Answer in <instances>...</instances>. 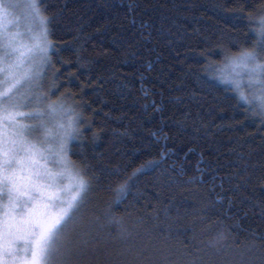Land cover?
<instances>
[{"label": "trees", "instance_id": "1", "mask_svg": "<svg viewBox=\"0 0 264 264\" xmlns=\"http://www.w3.org/2000/svg\"><path fill=\"white\" fill-rule=\"evenodd\" d=\"M39 7L36 94L73 119L89 184L62 264H264V120L220 79L258 48L264 0Z\"/></svg>", "mask_w": 264, "mask_h": 264}, {"label": "snow or ice", "instance_id": "2", "mask_svg": "<svg viewBox=\"0 0 264 264\" xmlns=\"http://www.w3.org/2000/svg\"><path fill=\"white\" fill-rule=\"evenodd\" d=\"M39 2L30 5L36 17L41 16ZM0 9L7 13L2 2ZM39 23L47 40L51 17H43ZM258 34L261 37L258 48L240 52L230 63L246 72L250 86H256L259 93L250 99L240 92L237 102L257 107L256 114L264 120V17L259 20ZM18 37L19 34L9 35L8 25L0 30V202L6 201L0 218V264H62V240L76 223L89 189L83 177L87 165L77 168L67 159L68 140L75 139L71 117L67 125H59L62 131L57 133L58 149L53 152L50 147H43L49 132L47 117L58 108L54 102L46 108L40 107L45 97L34 94L40 64L33 61L37 52L41 54L40 63L46 61L50 45L28 46ZM236 87L239 88L238 83ZM28 107L34 110H21ZM59 110H63L62 105ZM38 130L46 134L34 136ZM45 152L49 155L45 156ZM52 156L59 157L56 161L62 165L59 172L53 173L40 163ZM65 178L69 183L61 186Z\"/></svg>", "mask_w": 264, "mask_h": 264}, {"label": "rangeland", "instance_id": "3", "mask_svg": "<svg viewBox=\"0 0 264 264\" xmlns=\"http://www.w3.org/2000/svg\"><path fill=\"white\" fill-rule=\"evenodd\" d=\"M0 2L4 3L7 7V13H5L4 9H0V30H2L4 25L9 26V35L17 36L19 34V39L22 40L23 43L28 46L39 45L40 47L49 45L48 41L44 39L42 35L41 25L39 23L40 19H42V15L40 17H36L32 9L30 7L31 4L36 2V0H0ZM11 5V6H10ZM49 50V48H48ZM40 53L37 52L36 60L33 61V64H40V72L37 82L41 76V69L44 67L45 62L40 63L39 57ZM47 60V59H46ZM27 68L22 71H26ZM220 79L222 81L227 80L225 82L231 85L237 92H243L250 99L253 95H258V90L256 86H250V80L246 72L242 68L234 67L230 61L223 67L220 74ZM36 82V83H37ZM239 84V88L237 89L236 84ZM23 91V90H22ZM238 93V94H239ZM35 95L36 94V85H35ZM253 104H256V101H253ZM22 111H33V107L23 108ZM68 112L64 108L63 110L58 111L47 117L49 123L47 124V128L49 132L47 133L48 139L47 142L43 145L44 148H51L53 152H55L59 147V138L57 133L62 131L59 129L60 124L67 125L68 122ZM23 123L34 124L38 123V121H22ZM46 133L43 130H38L33 135L36 137H43ZM70 140V139H69ZM68 140V143H69ZM68 147V145H67ZM49 153L45 152V156H48ZM59 160V157L52 156L50 160L45 162L41 160V164L45 165L50 171L53 173L59 172L61 170L62 165L56 163ZM69 183L68 179H64L61 182V186ZM5 203L0 202V218L3 217V213L5 211ZM10 212L11 210L8 209Z\"/></svg>", "mask_w": 264, "mask_h": 264}]
</instances>
